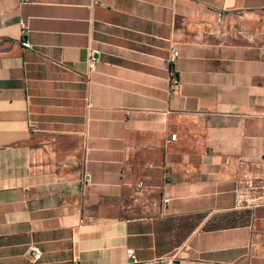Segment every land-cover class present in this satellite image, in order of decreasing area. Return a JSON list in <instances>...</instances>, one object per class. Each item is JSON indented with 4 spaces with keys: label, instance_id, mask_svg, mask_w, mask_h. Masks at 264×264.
<instances>
[{
    "label": "crops",
    "instance_id": "crops-1",
    "mask_svg": "<svg viewBox=\"0 0 264 264\" xmlns=\"http://www.w3.org/2000/svg\"><path fill=\"white\" fill-rule=\"evenodd\" d=\"M128 250L264 264V0H0V264Z\"/></svg>",
    "mask_w": 264,
    "mask_h": 264
},
{
    "label": "built area",
    "instance_id": "built-area-1",
    "mask_svg": "<svg viewBox=\"0 0 264 264\" xmlns=\"http://www.w3.org/2000/svg\"><path fill=\"white\" fill-rule=\"evenodd\" d=\"M23 46L25 48H27V49H32V45L29 44L28 42H25L23 44ZM96 55H97V52L93 51L90 54V57H89V68H90L91 71L95 69V64L97 63ZM178 59H179V52L178 51H173L171 53L170 57H169L170 65L174 66L176 64V62L178 61ZM172 83L175 84V85L178 84V80L175 77L174 73H173V77H172ZM176 139H177V136L176 135H172L170 140H169V143L170 142H175ZM138 187L141 188L142 185L140 184ZM167 202L168 201L166 200L165 203H167ZM244 205L247 206L245 201H238L237 202V207H242ZM32 253H33V258H32L33 263L38 262L41 259V256H42L40 250L39 249H34L32 251ZM127 255H128L129 262H130L129 264H136L137 263L134 250H128L127 251ZM155 263H158V264H179L177 254H171V255L165 256V257L157 260Z\"/></svg>",
    "mask_w": 264,
    "mask_h": 264
}]
</instances>
